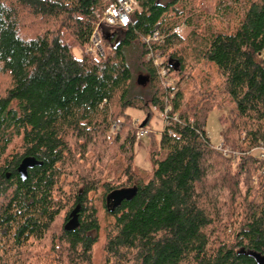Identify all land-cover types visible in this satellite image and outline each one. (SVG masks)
I'll use <instances>...</instances> for the list:
<instances>
[{"label": "trees", "instance_id": "trees-1", "mask_svg": "<svg viewBox=\"0 0 264 264\" xmlns=\"http://www.w3.org/2000/svg\"><path fill=\"white\" fill-rule=\"evenodd\" d=\"M116 1L0 0V264H264V0Z\"/></svg>", "mask_w": 264, "mask_h": 264}, {"label": "rangeland", "instance_id": "rangeland-1", "mask_svg": "<svg viewBox=\"0 0 264 264\" xmlns=\"http://www.w3.org/2000/svg\"><path fill=\"white\" fill-rule=\"evenodd\" d=\"M186 28H183L185 32ZM77 55V51L75 52ZM5 81H0V88L3 86ZM228 112V107L219 110L214 109L209 113L206 121V133L209 137V141L213 147L217 148L220 145V134L223 126L220 124L219 117L221 115H226ZM126 113L132 118L133 124L136 128L140 127L145 122V114L139 110L129 108ZM163 128V121L160 119L156 113H154L146 125V129L153 133L155 138L159 137V132ZM115 129V126H112L110 132L112 133ZM150 136H144L143 138H138L134 143L133 152H134V164L143 169L149 170L150 163L148 160V148L150 144Z\"/></svg>", "mask_w": 264, "mask_h": 264}, {"label": "built area", "instance_id": "built-area-1", "mask_svg": "<svg viewBox=\"0 0 264 264\" xmlns=\"http://www.w3.org/2000/svg\"><path fill=\"white\" fill-rule=\"evenodd\" d=\"M138 8L137 2L135 0H117L112 3L103 13L100 18V21L92 35L91 38V46L87 48L86 52L93 54L95 51L100 50L99 45V35H98V27L100 24H105L107 26H120L122 28L126 27L128 24L129 15ZM182 29L176 28L174 33L177 35L181 34ZM158 34L155 33L152 36V40H157ZM161 62L156 59V64H160ZM161 74L165 75V71L161 70ZM168 85H171L169 82ZM160 119L166 120V114H160ZM148 133V130L139 129L137 132V139L143 138ZM263 155H261L262 157Z\"/></svg>", "mask_w": 264, "mask_h": 264}, {"label": "water", "instance_id": "water-1", "mask_svg": "<svg viewBox=\"0 0 264 264\" xmlns=\"http://www.w3.org/2000/svg\"><path fill=\"white\" fill-rule=\"evenodd\" d=\"M144 125V123L141 125V127ZM35 162L33 159L31 158H25L19 168H18V172L21 174L22 178H24L26 176V169L30 168L32 166H34Z\"/></svg>", "mask_w": 264, "mask_h": 264}]
</instances>
